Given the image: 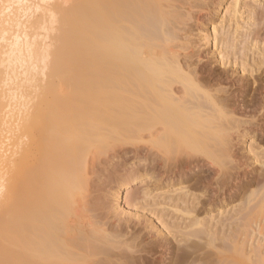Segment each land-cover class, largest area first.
<instances>
[{
  "label": "bare ground",
  "instance_id": "bare-ground-1",
  "mask_svg": "<svg viewBox=\"0 0 264 264\" xmlns=\"http://www.w3.org/2000/svg\"><path fill=\"white\" fill-rule=\"evenodd\" d=\"M0 264H264V0H0Z\"/></svg>",
  "mask_w": 264,
  "mask_h": 264
},
{
  "label": "rangeland",
  "instance_id": "rangeland-1",
  "mask_svg": "<svg viewBox=\"0 0 264 264\" xmlns=\"http://www.w3.org/2000/svg\"><path fill=\"white\" fill-rule=\"evenodd\" d=\"M117 166H119L118 164H115V165H107V166H105V167H109V171L110 172H112V171H114L115 169H116V167ZM104 167V168H105ZM102 178H105V176H103ZM105 182V180H103L102 182L100 181V182H98L100 185H101V187H99L94 193H93V197H94V200H93V203L95 204V205H101V203H102V201H103V199L105 198V196H104V194L105 193H107V192H109V190H110V188H104V190H103V186H102V183H104ZM102 188V189H101ZM106 189V190H105ZM110 193V192H109ZM110 200V199H109ZM105 205L106 206H108V207H112L113 206V204L111 203H108L106 200H105ZM237 203H239V202H237ZM236 203V204H237ZM215 214H218V212L217 213H215ZM233 214V211L231 212V213H229V210H227V212L225 213V214H220V216H219V218H218V215H217V218H216V221H214V220H212V221H210L209 223H210V225L212 224H216L217 223V221L219 220V219H221V218H223V216L224 217H226V216H228V215H232ZM216 216H214V218H215ZM154 218V221H157V218L156 217H153ZM211 218V217H210ZM218 219V220H217ZM158 222H159V220H158ZM216 222V223H215ZM219 223H220V220L218 221ZM159 224H161V221L159 222ZM163 228V227H162ZM254 237H256V235L254 236ZM260 239V238H259Z\"/></svg>",
  "mask_w": 264,
  "mask_h": 264
}]
</instances>
